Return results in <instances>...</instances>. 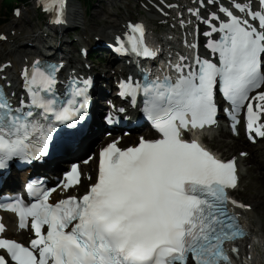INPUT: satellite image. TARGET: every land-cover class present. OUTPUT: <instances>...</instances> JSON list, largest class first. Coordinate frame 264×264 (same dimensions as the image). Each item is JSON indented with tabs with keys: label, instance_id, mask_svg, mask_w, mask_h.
Returning <instances> with one entry per match:
<instances>
[{
	"label": "snow or ice",
	"instance_id": "6c2138e0",
	"mask_svg": "<svg viewBox=\"0 0 264 264\" xmlns=\"http://www.w3.org/2000/svg\"><path fill=\"white\" fill-rule=\"evenodd\" d=\"M197 2L188 11L207 26L203 36L212 58L200 56L198 39L185 40L197 50L194 63L181 55L169 64L175 78L145 72L143 80L120 82L119 95L132 106L142 103L158 138L141 136L123 148L118 140L107 143L99 150L95 181L82 194L52 200L57 189L69 192L82 183L83 173L72 164L54 186L27 183L29 201L0 203L16 215L19 229L34 234L27 244L19 242L4 235L7 225L0 222V264H235L240 258L235 242L247 233L227 205H250L229 195L239 184L236 158H220L195 133L216 124L219 91L233 131L243 113L249 137L264 138V0H255V7L253 0ZM67 3L41 0V8L50 22L62 24ZM145 35L143 23L130 21L123 37L116 36L115 50L155 59ZM63 68V61L39 58L25 65L24 94L16 103L0 87V170L14 160L31 164L47 156L60 125L85 119L91 81L69 76L61 92Z\"/></svg>",
	"mask_w": 264,
	"mask_h": 264
},
{
	"label": "bare ground",
	"instance_id": "6f19581e",
	"mask_svg": "<svg viewBox=\"0 0 264 264\" xmlns=\"http://www.w3.org/2000/svg\"><path fill=\"white\" fill-rule=\"evenodd\" d=\"M79 14H80L79 8H76L73 5L72 10L70 12L71 18L73 20H75V21H80L82 19L83 13L81 12L80 19H79ZM97 21L98 20H95V23ZM19 24H20V27H22L24 29V32L21 35H16L14 37H11V39H15L14 44H13L14 46L9 48V52H7L8 49L3 50V52L0 53V59L6 60V58H11V57H16V59H18L20 57V58H22L21 60L24 62L26 58H29V53H27L24 49H21L23 43L25 41H27V39H40V37L35 36V31L32 30V26H31L30 22H22L21 21V22H19ZM87 29H88V27H87ZM103 37H104V34H103ZM105 38L108 39L106 36H105ZM112 39H113V37H112ZM14 53H17V55H15ZM18 55H19V57H18ZM19 67L20 66L18 65V60H16V65L13 64V68L10 70L11 71L10 74L13 75V77H14V70L18 69ZM96 68H97L96 66H92V70L93 71H95ZM227 135H230V134L227 133ZM101 137H102V133H99L96 137H93L87 144H84V147H82V148H85V151H89V149H91L95 143H98L97 145L102 144V143H99L101 141V139H102ZM216 138L217 137H214V138H211V139L213 140V139H216ZM237 145H240V142L239 141H234L230 145V147L238 148ZM85 151H84V153H85ZM239 159L241 160V158H239ZM254 160H256V159H254ZM58 161L59 160H57L55 162H58ZM54 164L55 163L49 164L48 166H46L44 168V170L47 169V168H52V166ZM263 165H264V163L259 162L255 166L254 179H255V182L257 184V189L255 190L254 193H252L251 195L248 196V198H250L248 200L249 203L253 204V207L255 208L254 212H252V211L251 212H249V211L246 212V215L250 217V219H251L250 223L253 226L257 227L255 225V221L256 220L258 221V224L260 225V230L263 229V225H262L263 224L262 223L263 218H262V216H264V173L261 171ZM258 209H260L261 212H263L262 216H261V213L260 214L256 213ZM257 215H259V217H257ZM249 243L250 242H247L246 245H248Z\"/></svg>",
	"mask_w": 264,
	"mask_h": 264
},
{
	"label": "rangeland",
	"instance_id": "374dc122",
	"mask_svg": "<svg viewBox=\"0 0 264 264\" xmlns=\"http://www.w3.org/2000/svg\"><path fill=\"white\" fill-rule=\"evenodd\" d=\"M72 1L74 3V6L76 8H79V11H80L79 19H80L81 12L84 13V7L82 6L81 1H79V0H72ZM82 2H84V1H82ZM114 2H116V0H101L100 2L99 1H95V5L92 7V11H93L94 15L92 14L93 16H90V18H89V23L91 24L90 27H92L91 29L94 32H96L98 28L99 29L103 28V25H104L103 29L106 31L108 28H105V27L106 26L108 27V25H110V26L112 25V24H104V23H102V25L99 24V26H95L94 25L95 24V17L94 16L99 17L101 19L103 18V20H106L105 16L107 15V16H109V19L112 20L113 24H117V23H120L121 19L124 16L128 17V16L131 15L130 8L132 6H134L133 4L126 6L124 11L118 12L117 16H110L109 12H111L112 10L109 7H106V6L107 5H112V4H114ZM117 5H119V4H117ZM2 6H3V0H0V13H4V10L2 9ZM31 8H32V6L28 7L27 9H31ZM104 8L107 9V10H105L106 11V15H104L105 14V11H103ZM139 11H141V10L139 9ZM27 12H28L27 10H24L23 14L26 15V17L24 19V22H30V24L32 26V30L36 32L38 27L41 26V23H42L41 19H40V15L37 12H35L34 10H30L28 13ZM149 16L150 15L146 13L145 15H141V18L148 19ZM2 17H3V19H5V15H3ZM82 20H84V18L81 19L80 21H82ZM9 22H10V20H9ZM7 24H5L3 26L4 27H8L9 24L8 25ZM230 140L231 139H229V140L226 139V141H227L226 143L228 144ZM210 145L213 146L214 148H216L217 150H219L225 156L226 155L237 154V150H239L241 148V147L239 149L235 148V147L232 148L229 145L226 146L224 144H220L218 141H211ZM260 159H262L261 162H263L264 161V156H260ZM261 171L264 172V168ZM254 176H255V173L251 172L249 176H247L246 178L243 179L244 183L249 180L248 185H247V191L241 194V198L243 200H245L248 205H249V201L248 200L250 199V198H248V196L251 195L252 193H254L255 190L257 189V184L255 182ZM250 205L253 206V204H251V203H250ZM257 213L258 214L261 213V216L263 215V212H261L260 209L257 210ZM262 218H263L262 222H263V226H264V216H262ZM258 263H260L259 260L256 262V264H258Z\"/></svg>",
	"mask_w": 264,
	"mask_h": 264
},
{
	"label": "trees",
	"instance_id": "16d2710c",
	"mask_svg": "<svg viewBox=\"0 0 264 264\" xmlns=\"http://www.w3.org/2000/svg\"><path fill=\"white\" fill-rule=\"evenodd\" d=\"M13 0H8L7 3L5 4L7 8H10L12 5Z\"/></svg>",
	"mask_w": 264,
	"mask_h": 264
}]
</instances>
